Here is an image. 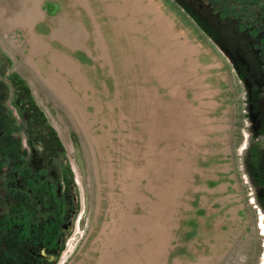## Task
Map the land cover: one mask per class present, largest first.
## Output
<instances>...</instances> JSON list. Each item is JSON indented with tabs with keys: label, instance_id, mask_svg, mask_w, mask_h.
I'll return each instance as SVG.
<instances>
[{
	"label": "rangeland",
	"instance_id": "obj_1",
	"mask_svg": "<svg viewBox=\"0 0 264 264\" xmlns=\"http://www.w3.org/2000/svg\"><path fill=\"white\" fill-rule=\"evenodd\" d=\"M211 34L178 0H0V264H264V142Z\"/></svg>",
	"mask_w": 264,
	"mask_h": 264
},
{
	"label": "flooded vegetation",
	"instance_id": "obj_2",
	"mask_svg": "<svg viewBox=\"0 0 264 264\" xmlns=\"http://www.w3.org/2000/svg\"><path fill=\"white\" fill-rule=\"evenodd\" d=\"M178 1L187 5L199 19L211 25V35L218 43L217 47L227 54L235 70L246 79L257 133L261 135L264 142V0ZM9 99L10 96L5 98L6 108H9L7 103V101L10 102ZM1 135L2 131H0ZM262 160L264 162V150ZM73 190H75V184H70L69 191H65L69 206L66 222L55 231L53 230L51 235H48L46 231L42 232L38 238L40 248L29 250L34 256L51 262L58 253L66 232L72 227L71 216L76 211L73 204L77 206L79 203L77 193ZM14 232L17 231L14 230ZM16 238L22 239L20 234ZM42 245L53 247L50 249L51 253H46V247L43 246L44 249Z\"/></svg>",
	"mask_w": 264,
	"mask_h": 264
},
{
	"label": "trees",
	"instance_id": "obj_3",
	"mask_svg": "<svg viewBox=\"0 0 264 264\" xmlns=\"http://www.w3.org/2000/svg\"><path fill=\"white\" fill-rule=\"evenodd\" d=\"M2 76V75H1ZM0 76V131H2V135L0 136V140H5L6 144H16V137L14 135L15 131L14 128L19 129L17 124V119L11 115V110L6 108L5 98L11 95V85L7 80ZM11 115V117H10ZM14 130L11 133V138H8V131ZM17 149V148H16ZM19 150V149H18Z\"/></svg>",
	"mask_w": 264,
	"mask_h": 264
},
{
	"label": "water",
	"instance_id": "obj_4",
	"mask_svg": "<svg viewBox=\"0 0 264 264\" xmlns=\"http://www.w3.org/2000/svg\"><path fill=\"white\" fill-rule=\"evenodd\" d=\"M216 44H218L216 41H215ZM225 55H227L225 52H223Z\"/></svg>",
	"mask_w": 264,
	"mask_h": 264
}]
</instances>
